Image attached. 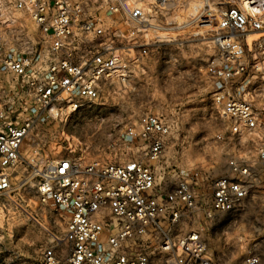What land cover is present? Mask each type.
Segmentation results:
<instances>
[{
	"label": "built area",
	"instance_id": "2783aa9c",
	"mask_svg": "<svg viewBox=\"0 0 264 264\" xmlns=\"http://www.w3.org/2000/svg\"><path fill=\"white\" fill-rule=\"evenodd\" d=\"M169 1L154 0L147 10L141 3L121 0L110 11L122 14L135 29L147 30L153 9L157 12ZM201 20L214 31L216 51L206 70L215 102L234 122V133L262 142L258 168L232 159L229 174L213 182L210 203L195 190L201 185L199 173L174 171L164 184L159 181L153 163L163 159L173 128L156 114H143L125 126L123 139L137 152L124 162L68 154L40 167L37 148L32 153L26 149L32 134H39L49 117L73 114L100 101L106 83L125 84L138 55L114 40L101 43L106 35L103 19L90 15L81 0H0V197L31 181L43 202L51 200L70 214L64 238L44 251V264H150L152 242L163 264H216L199 231L174 240L164 224L176 225L185 211L204 208L209 218L235 211L264 177L259 112L236 91L264 72V0H238ZM254 34L260 36L249 42ZM147 52L144 47L139 53ZM39 145L33 140V146ZM61 241L68 247L63 253ZM166 254L171 258L165 263ZM241 264H264L263 256L249 253Z\"/></svg>",
	"mask_w": 264,
	"mask_h": 264
},
{
	"label": "rangeland",
	"instance_id": "374dc122",
	"mask_svg": "<svg viewBox=\"0 0 264 264\" xmlns=\"http://www.w3.org/2000/svg\"><path fill=\"white\" fill-rule=\"evenodd\" d=\"M81 1L90 15L103 19L106 35L101 43L114 40L118 47H133L138 59L125 84L117 80L106 83L100 101L85 104L73 114L49 117L40 133L32 134L26 149L32 153L37 148L40 167L51 158L68 154L124 162L137 152L123 139L125 126L143 114H156L173 128L163 159L153 163L163 184L174 171L190 176L199 173L201 185H195V190L210 203L213 182L229 174L232 159H245L258 168L262 142L248 133H234V122L222 115L214 100L206 70L216 49L214 31L202 23L201 16H214L221 7L238 0H211V9L206 0H170L165 8L153 9L147 30L135 29L122 14L110 11V6L121 0ZM127 1L141 3L147 10L154 2ZM259 36L251 35L249 42ZM144 47L148 52L140 56ZM263 76L264 72L252 75L236 91L253 101L264 133ZM37 139L40 145L33 146ZM26 167L24 164L19 172ZM254 185L255 191L243 207L213 218L204 208L185 211L176 225L165 223L164 230L174 240L199 231L216 264H241L253 252L260 253L264 261V177ZM69 220V212L39 198L31 181L21 190L1 196L0 264H44V251L56 245L57 238H64ZM149 245L153 252L150 264H163L158 245ZM58 249L63 253L68 247L61 241ZM170 258L166 254L165 263Z\"/></svg>",
	"mask_w": 264,
	"mask_h": 264
}]
</instances>
